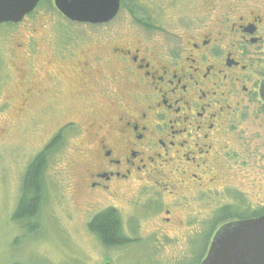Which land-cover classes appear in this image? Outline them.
<instances>
[{
	"label": "flooded vegetation",
	"instance_id": "flooded-vegetation-1",
	"mask_svg": "<svg viewBox=\"0 0 264 264\" xmlns=\"http://www.w3.org/2000/svg\"><path fill=\"white\" fill-rule=\"evenodd\" d=\"M125 2L119 0L118 13ZM254 3L228 16L209 10V21L196 16L177 32L155 34L160 29L150 18L141 37L106 32L98 55L86 51L84 61L55 73L84 101L92 92L98 98L75 138L82 164L76 192L113 209L109 200L133 189L151 201L148 194L167 193L184 198L187 212L191 197L211 190L213 217L264 213L247 201L254 188L264 195V1ZM115 18L84 26L106 28ZM41 85L22 86L23 110L53 90ZM170 208L161 221L173 232L180 224Z\"/></svg>",
	"mask_w": 264,
	"mask_h": 264
},
{
	"label": "rangeland",
	"instance_id": "rangeland-1",
	"mask_svg": "<svg viewBox=\"0 0 264 264\" xmlns=\"http://www.w3.org/2000/svg\"><path fill=\"white\" fill-rule=\"evenodd\" d=\"M254 2L126 0L116 18L100 28L67 21L51 0H44L15 27L0 25V264H199L211 239L209 222L217 211V198L211 190L191 197L187 212L180 207L184 198H172L165 192L156 199L150 193L151 201L138 190H130L109 202L120 215L123 233L135 242L104 248L89 232L91 219L110 207L76 192L74 182L82 168L76 160L80 140L75 138L90 120L85 112L98 107V98L92 92L84 101L74 94L77 90L72 89L71 80L57 79L55 73L84 61L86 51L98 55L100 38L106 32L141 37L140 33H146L141 23L148 18L160 29L155 34L176 31L196 16L209 21V10L228 16L233 8L253 7ZM37 82L53 90L23 110L22 86ZM56 134H63V140L48 155L38 216L33 222H16L25 169ZM252 190L247 201L253 209L263 207L264 195H255L257 188ZM168 204L169 217L180 224L173 232L161 221L167 217L163 208Z\"/></svg>",
	"mask_w": 264,
	"mask_h": 264
},
{
	"label": "water",
	"instance_id": "water-1",
	"mask_svg": "<svg viewBox=\"0 0 264 264\" xmlns=\"http://www.w3.org/2000/svg\"><path fill=\"white\" fill-rule=\"evenodd\" d=\"M40 1L0 0V25L21 22ZM53 3L62 16L78 24L107 23L119 10V0H53ZM260 90L264 100V80ZM200 264H264V215L222 225Z\"/></svg>",
	"mask_w": 264,
	"mask_h": 264
},
{
	"label": "trees",
	"instance_id": "trees-1",
	"mask_svg": "<svg viewBox=\"0 0 264 264\" xmlns=\"http://www.w3.org/2000/svg\"><path fill=\"white\" fill-rule=\"evenodd\" d=\"M46 1L50 2V0ZM42 2L40 4H42ZM6 26L11 27L13 25L7 24ZM60 143L61 138H54L50 144L42 152L38 153L27 165L22 178L18 205L14 213L16 222L20 221L24 224L33 222L37 218L44 195V172L47 167L48 155L52 149ZM263 214L262 212H251L249 215L238 216L231 214L227 215L221 212L214 217L213 221L209 222V228H211L210 237H212L211 234L213 235L217 228L222 226L225 222L257 218ZM87 227L89 232L96 236L99 243L104 248L122 247L135 242V240L129 239L123 233L120 215L118 211L113 208H107L97 213L88 223ZM209 240L206 244L204 253L208 248ZM203 256L199 264L204 258Z\"/></svg>",
	"mask_w": 264,
	"mask_h": 264
}]
</instances>
